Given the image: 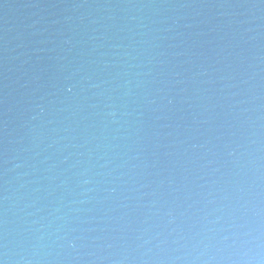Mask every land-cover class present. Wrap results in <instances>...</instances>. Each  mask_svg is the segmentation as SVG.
I'll return each instance as SVG.
<instances>
[{
  "label": "water",
  "instance_id": "95a60500",
  "mask_svg": "<svg viewBox=\"0 0 264 264\" xmlns=\"http://www.w3.org/2000/svg\"><path fill=\"white\" fill-rule=\"evenodd\" d=\"M0 264H264V0H0Z\"/></svg>",
  "mask_w": 264,
  "mask_h": 264
}]
</instances>
